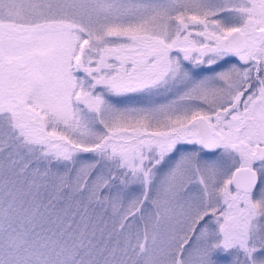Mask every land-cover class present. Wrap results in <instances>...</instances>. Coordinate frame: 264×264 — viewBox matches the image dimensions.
<instances>
[{"label":"snow or ice","instance_id":"6c2138e0","mask_svg":"<svg viewBox=\"0 0 264 264\" xmlns=\"http://www.w3.org/2000/svg\"><path fill=\"white\" fill-rule=\"evenodd\" d=\"M0 264H264V0H0Z\"/></svg>","mask_w":264,"mask_h":264}]
</instances>
